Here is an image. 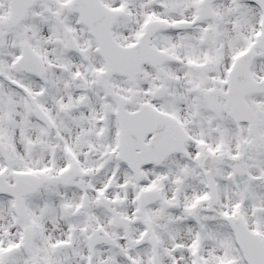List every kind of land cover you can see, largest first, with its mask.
Listing matches in <instances>:
<instances>
[{
  "label": "snow or ice",
  "instance_id": "obj_1",
  "mask_svg": "<svg viewBox=\"0 0 264 264\" xmlns=\"http://www.w3.org/2000/svg\"><path fill=\"white\" fill-rule=\"evenodd\" d=\"M0 264H264V0H0Z\"/></svg>",
  "mask_w": 264,
  "mask_h": 264
}]
</instances>
